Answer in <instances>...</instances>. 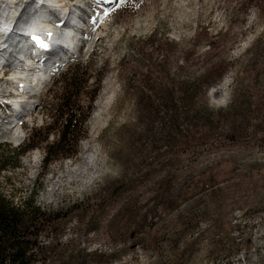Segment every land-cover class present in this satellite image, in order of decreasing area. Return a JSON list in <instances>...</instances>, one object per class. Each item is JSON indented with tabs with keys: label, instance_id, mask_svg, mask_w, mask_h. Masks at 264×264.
<instances>
[{
	"label": "rangeland",
	"instance_id": "obj_1",
	"mask_svg": "<svg viewBox=\"0 0 264 264\" xmlns=\"http://www.w3.org/2000/svg\"><path fill=\"white\" fill-rule=\"evenodd\" d=\"M97 22L92 47L53 72L22 127L0 124L2 192L35 193L61 214L46 264L72 253L81 264H264V0H128ZM76 60L87 70L73 91L86 116L76 153L44 164L52 131L15 158L32 131L59 127V75ZM9 77L0 89L18 92ZM183 85L195 88L189 110ZM8 111L1 103L0 122Z\"/></svg>",
	"mask_w": 264,
	"mask_h": 264
},
{
	"label": "trees",
	"instance_id": "obj_2",
	"mask_svg": "<svg viewBox=\"0 0 264 264\" xmlns=\"http://www.w3.org/2000/svg\"><path fill=\"white\" fill-rule=\"evenodd\" d=\"M85 61H74L60 73L61 91L58 96L52 111L58 112L55 118H52L54 124L59 123V127H51L46 125L39 132H44L41 139L39 135L32 131L31 141L25 147L20 148L15 158L30 148H34L39 142L44 141L49 136V133L54 131L57 135L56 139L51 141L45 147V155L43 163L62 156L65 149L72 147L71 154L76 153V142L79 136V131L76 128V123L80 122V126L84 123L86 116L80 117L76 115L75 109L79 105L78 94L76 89L77 75L86 73L87 70L80 68ZM81 71V72H80ZM86 82V79H84ZM195 88L193 85H183L179 89V100L186 110H189L193 99ZM205 111L208 109L204 107ZM168 118L173 119L171 114ZM20 145V144H19ZM7 155L0 153V171L6 169L8 165ZM61 214L59 211H52L50 208L41 206L35 193H30L19 202H14L11 197L2 192L0 188V264H46L47 253L56 252L58 246L57 240L50 243L45 238L48 228L54 222L60 220ZM81 264L80 259L71 254L65 259H60L57 264Z\"/></svg>",
	"mask_w": 264,
	"mask_h": 264
},
{
	"label": "bare ground",
	"instance_id": "obj_3",
	"mask_svg": "<svg viewBox=\"0 0 264 264\" xmlns=\"http://www.w3.org/2000/svg\"><path fill=\"white\" fill-rule=\"evenodd\" d=\"M63 1L65 0H0V26L9 27L11 19L15 15H18L19 18L25 17V10L28 8V6H30V11L34 12L35 14L39 12L34 16L38 22L34 21V24L27 26L25 25L23 28L25 29L26 34L25 37H23L25 48L29 50V48L32 47V50L41 51L42 48H40L32 39L33 36H38L47 44H50L52 41L53 44H51V47H55L58 45L57 43L63 42L66 47L70 46V49L73 50L75 43L79 40V37L86 26V21H91L93 19L95 11L98 10L100 4L98 1L93 0H74L72 4L71 2L69 4L66 3V1ZM58 17L64 19V21H67V23L64 22L61 26H56L54 24H44V20L46 18H55V20H58ZM96 22L97 21L93 22L95 23V26ZM47 26L48 28H45ZM10 35L12 34H9L8 36ZM2 36L3 34L0 32V44L3 42ZM8 36L6 40L8 39ZM13 39L14 38L11 36L10 40ZM7 48L10 49L11 47L7 46ZM63 54L64 53H62L61 56H63ZM12 56V54L0 46V58L4 60V63L0 68V72L4 73L5 70L3 69L8 66L13 68L14 61L11 60ZM22 59L23 65H18L19 69L22 70L14 71L9 77V82L15 83L12 86L15 89H18L17 86H21L22 90L18 92L11 90L13 94L9 93L8 96L3 95V97L7 100L12 99L19 109L25 111L24 109L36 100V95L32 94L31 90L34 87H37L41 83L42 79H44L46 72L49 69L50 63H46V60L41 62L39 60H35L28 53H24ZM57 61L58 57H54L52 62ZM2 78L3 77L0 76V80ZM225 84L226 82L221 83L220 89L223 88ZM42 85L44 87V83H42ZM104 104H106V102ZM8 118V116L3 117V120H1L0 124L11 131L14 127L19 128V123L17 124L16 122L13 125L11 124V121L15 120L14 116H11L9 119ZM22 124H20L21 127ZM10 138L18 143L21 141L22 136L21 133H18ZM13 140L12 142H14ZM87 164L88 162L84 160L82 161L80 167L83 169V167H86ZM53 189L54 188H51V190H49L52 191ZM262 259L263 258H260L256 262H251L252 260L249 256H247L245 257V262L246 264H261Z\"/></svg>",
	"mask_w": 264,
	"mask_h": 264
},
{
	"label": "snow or ice",
	"instance_id": "obj_4",
	"mask_svg": "<svg viewBox=\"0 0 264 264\" xmlns=\"http://www.w3.org/2000/svg\"><path fill=\"white\" fill-rule=\"evenodd\" d=\"M98 3H101L102 14L104 16H108L111 14V12L117 10L123 5H126L128 0H102V2L101 0H98ZM103 4L113 5L114 7L103 8ZM97 15H100V13H97ZM32 39L40 48L48 49V44L42 41L38 36H33Z\"/></svg>",
	"mask_w": 264,
	"mask_h": 264
}]
</instances>
